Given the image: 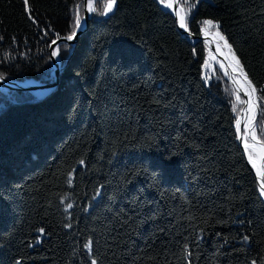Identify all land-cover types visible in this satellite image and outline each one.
<instances>
[{
  "label": "trees",
  "instance_id": "trees-1",
  "mask_svg": "<svg viewBox=\"0 0 264 264\" xmlns=\"http://www.w3.org/2000/svg\"><path fill=\"white\" fill-rule=\"evenodd\" d=\"M28 3L0 0V75L51 82L49 45L84 3ZM103 3L75 46H57L55 91L0 87V264H264V195L219 60L160 0H117L108 15ZM185 8L187 31L212 20L232 45L264 140V0Z\"/></svg>",
  "mask_w": 264,
  "mask_h": 264
},
{
  "label": "snow or ice",
  "instance_id": "snow-or-ice-1",
  "mask_svg": "<svg viewBox=\"0 0 264 264\" xmlns=\"http://www.w3.org/2000/svg\"><path fill=\"white\" fill-rule=\"evenodd\" d=\"M188 0H184V4H179L178 0H160V3L165 6L167 9H173L176 17L178 18V23L181 28L187 29V15L188 11L185 8ZM26 10L30 12V7L28 0H23ZM117 0H104L102 15H108L113 11L114 6L116 5ZM88 11L95 12L96 7L94 6L93 0H88L87 3ZM79 8V6H78ZM204 27L201 31L204 33L205 38L207 39L211 36L209 43L214 41L216 43L215 52L223 56L228 60V64L225 65L223 62H220V69L224 71L225 75H231L233 78V84L238 85V88L235 91L236 101L238 103L248 105L247 109L244 110L245 115L243 117L237 116L235 120L236 133L240 136L243 141V146L247 154V158L252 167L256 170L257 176L260 178V192L261 195H264V140H261L257 137L256 130L253 127V121L255 119V109L256 103L254 100L255 94L257 92L256 86L253 84L252 80L249 79L247 72L244 70L243 65L239 57L235 54L232 49V45L228 43L224 35L219 31V25L215 24L212 20H205L202 22ZM81 27V16L79 11H77L75 22L73 25L72 32L64 37L67 41H72L76 36V30ZM215 28L214 33H210L209 29ZM56 40L52 41V44L55 45ZM227 49V52L224 51ZM60 53V48L57 47L52 52L53 56H57ZM210 59L215 61V55H211L210 49ZM205 69L210 67L209 60L205 61ZM228 68H231V73L228 72ZM0 79H3V76L0 75ZM240 91H243L244 95L248 97L247 101H243L240 98ZM233 111H236V103L233 104ZM242 120L245 121L243 125V133L241 131ZM251 141V142H250ZM68 183L71 184V178H69ZM72 204H67L66 209H70ZM43 232V229H40ZM247 239V237H245ZM90 247V245H86ZM92 264H96V261L93 260Z\"/></svg>",
  "mask_w": 264,
  "mask_h": 264
},
{
  "label": "water",
  "instance_id": "water-1",
  "mask_svg": "<svg viewBox=\"0 0 264 264\" xmlns=\"http://www.w3.org/2000/svg\"><path fill=\"white\" fill-rule=\"evenodd\" d=\"M95 1L96 0H93V3H95ZM83 3H84V5H83V16L81 19V27L76 30V36L74 37V39L72 41H67L64 39V37H66V36L58 37L55 39L57 42L55 45H53L52 42L49 45L48 55H49V60H50L52 69H53V75H54L53 81H51V82H36L33 79H26V80L22 81V80H11V79H7V78L3 77V79H0V87L1 88L8 89V90L30 91V92L35 93L40 98H44V97L50 95L53 91H55L58 88L59 83H60V72H61L62 68L60 67L58 57L53 56L52 52L61 43H67V44H71V45L75 46L78 42L79 36L87 30L92 12L88 11V7H87L88 0H83ZM178 3H179V0H178ZM169 12L173 16L178 30L189 41H191V42L202 41L204 44H206L208 46V50L206 51V53L210 54V49H211V53H214V55L217 57V59L219 60V64H220V62H223L225 65L228 64L227 60L223 56H221V55H219V53L215 52L216 43L214 41L209 43V41L211 40V36H209L206 39L204 36V33L202 31H200L199 34H193V33H190L189 31H187V29L181 28L179 26L178 18L176 17L174 10L169 9ZM224 51H226V50L224 49ZM228 72L231 73V68H228ZM222 73L224 74L223 70H222ZM225 77L228 81H230L232 83L234 88L237 89V87L233 84L232 76L231 75H225ZM239 95H242L244 98V101H247V96L244 95L243 91H240ZM254 100L256 103V109H255V119L253 121V126H254V124L258 118V115H259V103H258V98H257V92L255 94ZM245 109H247L246 103L243 104V107L241 109L239 116L243 117L245 115V112H244ZM243 125H244V120H242V125H241L242 133L244 130ZM237 139H238L239 147L241 148L242 153L246 159L247 165L252 169V171L256 177L257 183L259 185V188H260V181L258 179V176L256 174L255 169L252 167V165L248 161L247 154H246L244 146H243V141L241 140L240 136H238V135H237Z\"/></svg>",
  "mask_w": 264,
  "mask_h": 264
},
{
  "label": "bare ground",
  "instance_id": "bare-ground-1",
  "mask_svg": "<svg viewBox=\"0 0 264 264\" xmlns=\"http://www.w3.org/2000/svg\"><path fill=\"white\" fill-rule=\"evenodd\" d=\"M216 48V47H215ZM225 52H227V51H225ZM227 62H228V60H227ZM232 81H233V78H232ZM237 88H238V85H235ZM40 94V93H39ZM247 99H248V97H247ZM247 107H248V105H247ZM244 123H245V121H244ZM256 171V170H255ZM258 179H259V181H260V178L258 177Z\"/></svg>",
  "mask_w": 264,
  "mask_h": 264
}]
</instances>
